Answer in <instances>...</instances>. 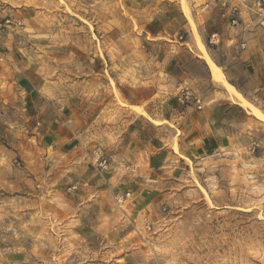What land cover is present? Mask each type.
<instances>
[{
	"label": "rangeland",
	"instance_id": "obj_1",
	"mask_svg": "<svg viewBox=\"0 0 264 264\" xmlns=\"http://www.w3.org/2000/svg\"><path fill=\"white\" fill-rule=\"evenodd\" d=\"M227 1L239 7L234 26L219 16L217 0H0V66L7 72L12 61L5 41L23 66L13 77L0 74V264H264V0ZM155 11L178 17L169 24L164 19L161 33L151 37L144 29L159 24ZM207 11L209 25L218 27L217 45L205 36L207 26L197 32ZM195 31L210 56L224 46L235 57L241 44L251 43L256 59L241 74L249 94L236 90L262 116L230 98L199 64L204 59ZM232 36L242 37L228 42ZM168 62L174 73L186 71L182 90L201 102L212 95L215 103H232L227 128L213 151L149 183L148 199L156 198L150 209L133 212L122 200L113 208L107 201L99 225L94 213L75 224L56 196L66 184L43 156L35 103L80 111L93 95L89 78L105 75L114 91L148 81ZM24 76L28 80H17ZM115 101L123 108L108 113L110 126L121 122L115 131L134 114L147 116L142 107L127 108L118 96ZM143 122L133 120L135 126Z\"/></svg>",
	"mask_w": 264,
	"mask_h": 264
},
{
	"label": "crops",
	"instance_id": "obj_2",
	"mask_svg": "<svg viewBox=\"0 0 264 264\" xmlns=\"http://www.w3.org/2000/svg\"><path fill=\"white\" fill-rule=\"evenodd\" d=\"M155 13L158 14L155 22L159 20V24L145 25L144 29V33L151 37L161 33L165 27L164 19H167L166 23L169 24L178 17L172 11ZM182 14L179 13L180 18ZM210 14L208 11L202 14L205 26L202 25L200 29L198 25L197 29L198 33L200 30L202 33L207 26L205 36L218 32L216 25H209ZM179 20L180 26L183 27L185 19ZM241 37L232 36L227 41H237L236 39ZM3 44L5 53L12 59L6 62L8 73L4 71V66H0V74L6 79L16 75V70L23 66L19 60L12 57L7 42ZM250 46L248 41L235 57L226 54L224 46L221 47L222 53L220 51L211 55L215 63L222 68L228 81L244 97L249 93L241 75L244 72L243 67L247 62L256 59V50ZM234 47L238 45L235 44ZM197 61L199 64L203 63L205 70L208 69L202 59ZM172 70L174 67L168 62L160 71H151L148 81L119 84L115 86L114 91L105 75L89 78L88 84L92 87L89 94L93 95L89 97L88 106L80 111H76L71 104H46L40 100L35 103L33 117L39 126L37 129L43 156L50 169L66 184L64 192L57 191L56 196L66 203L63 211L67 216H74L75 224L85 223V220L89 219L88 214L94 213L97 216L94 221L99 225L102 222L100 210L106 207L104 203L108 201L113 208L117 197H121L130 211L141 212L150 209L156 199H148V196L153 194L148 188L150 182L159 184L171 175L173 170L187 167L188 162L213 151L222 130L227 128L226 123L230 121L227 109L231 108V111L234 106L229 101L220 100V103H215L212 95L202 98L199 109L191 101L180 102L177 95H180L182 85L188 78L186 71L177 74ZM17 80L28 78L18 77ZM182 80L183 84L180 83ZM9 81L10 79L7 80ZM27 86L23 84V88ZM99 86H103L100 91L97 90ZM116 96L126 103L127 108H143L147 116L142 113L134 114V111L129 109V112L135 115L131 117L143 119L141 125L135 126L134 119L120 131H115V128H119L121 122L109 125L108 113L123 111L115 101ZM224 103L226 106L222 107ZM101 128L109 129L106 135L98 132ZM97 146L101 147L109 160L108 166L102 171L97 170L92 161L93 149ZM71 185H76V188L70 189ZM90 222L92 223V220Z\"/></svg>",
	"mask_w": 264,
	"mask_h": 264
},
{
	"label": "built area",
	"instance_id": "obj_3",
	"mask_svg": "<svg viewBox=\"0 0 264 264\" xmlns=\"http://www.w3.org/2000/svg\"><path fill=\"white\" fill-rule=\"evenodd\" d=\"M220 8L219 16L228 21V24L234 26L237 24V14L239 13V7L236 4L229 5L227 0H217ZM220 42V37L217 33H212L209 37V43L212 45H217ZM244 47V44H241ZM179 101L187 103L191 101L199 109L201 108V100L199 97L193 95L190 90L183 89L181 91ZM92 161L99 171L105 170L108 166L109 160L107 156L103 153L100 146L93 149ZM76 185H71L70 189H75ZM121 197H117V201H120Z\"/></svg>",
	"mask_w": 264,
	"mask_h": 264
},
{
	"label": "bare ground",
	"instance_id": "obj_4",
	"mask_svg": "<svg viewBox=\"0 0 264 264\" xmlns=\"http://www.w3.org/2000/svg\"><path fill=\"white\" fill-rule=\"evenodd\" d=\"M189 20L191 21V15L188 12V9L184 7ZM195 37L198 41L199 51L201 58L204 59L208 68L210 69L211 76L214 81L220 83L226 90L230 98L240 101V103L251 109L252 113L256 116H262V114L254 107L250 106L249 103L241 96V94L236 90V88L226 79L222 69L218 66L215 61L211 58L203 42L201 41L198 33L195 31Z\"/></svg>",
	"mask_w": 264,
	"mask_h": 264
}]
</instances>
